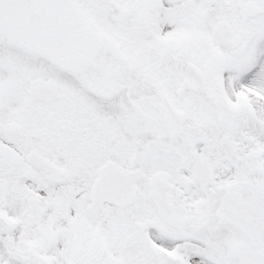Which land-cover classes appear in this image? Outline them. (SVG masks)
I'll return each mask as SVG.
<instances>
[{
    "label": "snow or ice",
    "instance_id": "1",
    "mask_svg": "<svg viewBox=\"0 0 264 264\" xmlns=\"http://www.w3.org/2000/svg\"><path fill=\"white\" fill-rule=\"evenodd\" d=\"M0 264H264V0H0Z\"/></svg>",
    "mask_w": 264,
    "mask_h": 264
}]
</instances>
